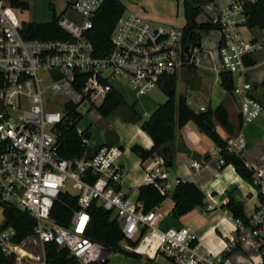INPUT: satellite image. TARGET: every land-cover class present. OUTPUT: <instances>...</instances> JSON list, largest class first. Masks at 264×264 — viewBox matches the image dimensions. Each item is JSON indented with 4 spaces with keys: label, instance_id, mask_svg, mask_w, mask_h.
<instances>
[{
    "label": "built area",
    "instance_id": "built-area-1",
    "mask_svg": "<svg viewBox=\"0 0 264 264\" xmlns=\"http://www.w3.org/2000/svg\"><path fill=\"white\" fill-rule=\"evenodd\" d=\"M64 1L65 9L76 16H57V24L68 38L31 40L21 35L16 10L0 0V252L13 259V264H53L47 260L46 248L54 245L78 264H106L114 252L86 234L88 209L95 203L111 212L125 240L139 239L136 247L126 248L147 258V264H155L157 257L167 264H233L223 256L203 252L188 228L156 229L154 210L144 213L142 204L122 190L119 148L101 146L89 155L88 140L82 137L86 149L80 158L61 155L60 128L72 124L68 105L79 115L81 110L97 111L110 92L120 93L116 86H127L138 98L145 97L179 69L200 66L201 47L184 44L181 30L125 11L110 34V50L97 57L87 32L103 0ZM216 20L220 24L221 71L233 75L230 94L239 106V131L225 150L244 159L243 129L264 112L245 79L244 59L261 44L236 32L245 22L236 1ZM218 161L224 164L222 158ZM193 167L198 169L200 164L193 163ZM141 168L145 185H152L163 196L178 184L161 157L141 162ZM253 170L257 194L264 197V165ZM68 181L78 190L72 195L77 197V209L69 225L62 226L50 213L59 195L68 193L64 191ZM212 208L207 206L208 211ZM8 211L34 222L31 232L20 240L16 229L6 225ZM248 221V226L236 221L237 243L264 237V202L259 201Z\"/></svg>",
    "mask_w": 264,
    "mask_h": 264
},
{
    "label": "crops",
    "instance_id": "crops-1",
    "mask_svg": "<svg viewBox=\"0 0 264 264\" xmlns=\"http://www.w3.org/2000/svg\"><path fill=\"white\" fill-rule=\"evenodd\" d=\"M20 1L26 3L28 9L25 11L21 9L15 10L20 11L22 15L26 14L27 20L25 22L49 23L50 4L53 6L56 16H64L69 13L65 9L66 4L64 0H61L60 6H57L56 1L52 2L51 0ZM182 1L122 0L126 11L138 13L153 24L166 27L177 25L179 13L183 18V23H185ZM235 1L237 0H213L210 3L202 5L201 13L196 21L198 23H205L209 20H216L222 11ZM74 18H76L75 15ZM236 32L245 39L261 44V48L257 49L250 56L253 65L247 67L245 77L252 86V96L261 103L264 98V29L249 30L244 25H239L236 28ZM201 34L203 33L201 32L200 36ZM219 41L220 34L218 32L213 42L205 41L206 47H203L200 43V66L188 69L198 73L200 79L204 77V82L209 89L212 83H214L227 96V99L215 100L213 106L211 105V100L207 104L201 101L199 105V108L204 107L205 109H215L219 105L225 108L228 114L230 130L224 129L216 121H213V123L218 135L227 143L239 131V106L237 99L224 91L219 83V73L221 72V63L218 55ZM199 69L202 71H199ZM191 81H193V77ZM185 100L189 106L191 102L186 98ZM178 101H176V104ZM125 102L128 107H132L133 111H135V106H132L135 100L130 102L125 100ZM140 102L142 105L148 107V111L142 114L146 119L155 111L159 104H162L150 101L148 98L141 99ZM199 108L198 112H200ZM84 130L86 129L82 131ZM243 133L247 143V148L244 152L246 165L253 169L263 167L264 112L252 123L245 126ZM87 144L89 155L93 154L101 146H115L120 149L119 163L123 170L122 190L126 195L135 199L137 189L145 185V183L141 168L142 161L131 151V148L139 146L144 150H149L153 145L150 137L140 129V123L130 118L111 117L110 123L106 126V132L102 133L100 139H90ZM169 147L174 153V163L170 168L171 179L193 183L205 195V200L202 207H197L176 219L171 216L173 202L170 198L172 192L169 193L168 198L160 206L153 209L157 217L155 221L156 229L166 231L169 229L188 228L196 235L203 252L210 253L213 256H223L233 264H261L264 255V237L257 238L255 241L237 243L236 221L232 219L228 212L221 208L227 202L229 196L243 204L244 213L249 219L256 211L259 203L257 190L244 181L236 173L232 165L219 163V158H222L220 150L210 138L200 133L192 122H188L180 129H176L174 140L169 144ZM193 163L200 164V168L195 169ZM208 205H212L213 207L209 211L207 210ZM237 244H239V250L235 249ZM120 247L129 253L132 252L126 248H131L126 243H120ZM260 247L262 251L259 250ZM159 258H156L155 264H167L160 262ZM138 259V264H147V258L140 256ZM106 264L132 263L126 257L123 258L121 255L116 254L112 255Z\"/></svg>",
    "mask_w": 264,
    "mask_h": 264
},
{
    "label": "trees",
    "instance_id": "trees-1",
    "mask_svg": "<svg viewBox=\"0 0 264 264\" xmlns=\"http://www.w3.org/2000/svg\"><path fill=\"white\" fill-rule=\"evenodd\" d=\"M213 0H183L182 11L185 24L181 30L184 44H192L201 47L200 33H209L211 31H219V21L209 20L205 23H198L197 17L201 13V6L212 2ZM13 9L27 10L28 5L20 0H8ZM241 5L242 14L245 22L244 26L249 29H264V0H237ZM53 17L49 23H33L21 22L20 33L25 39L38 40H55L67 39L68 35L61 30L57 24V16L54 14L53 6L50 5ZM126 11V7L122 0H103V3L92 19V28L87 32V37L93 45L94 54L97 57L104 56L109 50V37L119 19ZM244 63L247 67L253 65L251 57H245ZM193 68V67H190ZM219 82L221 88L227 93H231L234 87V77L228 72L221 71L219 73ZM160 89L166 96V101L159 104L155 111L145 120H141L132 109L128 107L122 94L117 91L109 93L106 101L101 105L97 112L107 118L116 112L119 108L128 107L133 114L135 122H140V129L146 133L152 140V147L144 150L139 146H133L131 151L141 159H147L157 156L164 160L165 166L170 169L174 163V153L169 144L174 140L176 129H180L186 123L192 122L198 131L206 135L220 150V156L224 160L225 165H232L236 173L247 183L252 185L256 190L259 186L255 184L254 170L246 166L243 158L226 152V141L222 140L216 132L213 121L218 122L224 129L230 130L228 122V114L222 105L215 109L207 108L204 112H194L186 103L185 98H180L176 104L175 91L176 80L175 75L162 79ZM261 104L264 107V98ZM67 108L72 112L70 114L71 125H64L60 128V147L61 155L65 159L80 158L85 152V145L82 144V137L89 139L87 130L78 133L76 129L77 123L81 119V115L74 112V107L68 105ZM258 200L264 202V197L258 192ZM168 195H161L152 185H143L137 189L136 201L140 202L143 212L148 213L154 208L160 206ZM173 206L171 216L179 218L189 211L202 207L204 205L205 195L201 190L191 182L178 180V184L174 188L170 196ZM235 221H240L243 225L248 226L249 221L244 213L243 204L235 201L228 196V200L221 206ZM77 209V197L68 193H61L54 202L50 216L62 226H68L72 212ZM90 215V223L86 234L96 242L101 243L114 253H123L131 257L140 258L135 253L127 252L120 247V243L124 242L131 248L138 245L139 239L136 241L125 240L121 232L117 220L112 217L111 212L97 207L92 203L88 209ZM6 225L13 226L17 231V240L31 232L34 224L29 217L14 211L6 212ZM144 234V229L141 235ZM239 250V244L235 247ZM262 251V248H259ZM47 260L53 264H78L77 261L69 257L66 250H58L54 245H48L46 248ZM0 264H13V259H6L0 252ZM264 264V255L262 263Z\"/></svg>",
    "mask_w": 264,
    "mask_h": 264
},
{
    "label": "rangeland",
    "instance_id": "rangeland-1",
    "mask_svg": "<svg viewBox=\"0 0 264 264\" xmlns=\"http://www.w3.org/2000/svg\"><path fill=\"white\" fill-rule=\"evenodd\" d=\"M4 1H7V0H4ZM51 1L52 2L56 1L57 6H60L61 4V0H51ZM16 14L18 16V19L21 22L22 21L25 22L27 20L25 13L22 15L20 11L16 10ZM52 17H53V13L50 10V21L52 20ZM64 17L69 18V19H72V18L74 19V14L69 12L65 14ZM184 24L185 23H183V18L181 17V14L179 13V15L177 16V25H175L174 28L178 30H182ZM217 35H218V31H213L207 34L206 33L201 34V45H203V47L204 46L206 47L205 41L208 40V41L213 42L214 39L217 37ZM199 71H202V70L199 69ZM192 77H193V81H191ZM175 80H176V91H175L176 101H178L179 98H186L188 101L191 102L189 107L196 112H198V108H199V105L201 104V101H204V103L207 104L209 100H211V105L213 106L215 103V100L219 101L222 99H227V96H225L223 92L219 89V87L216 86L214 83H212V86L209 89L207 84L204 82V77L200 79L198 76V73H196L194 70H189L188 68L179 69L176 73ZM116 88L120 91V93L122 94V96L124 97L126 101L130 102L132 100H135L134 105L132 106H135L134 112L137 115L141 116V120L146 119L142 114L143 112L148 111V107L145 105H142V103L140 102L141 99L148 98L150 101L160 102V103H163L166 101L165 94L159 88L154 89L147 96L141 97V98H138L134 94L132 89L127 86L125 87L116 86ZM81 116L82 117L80 121L76 125V129L77 131H80V133L83 129L88 130V133L90 136L88 140L90 139L95 140L98 138L100 139V137L102 136V133L106 132V126L110 123L111 117H122L124 119H129V118L133 119V114L132 112H130V108L128 107L119 108L116 112H114L112 115H110L107 118L101 117L98 114V112L95 110H91V111L81 110ZM137 123H140V122H137ZM255 177H256V174H255ZM64 191L68 192L70 195H76L78 192L77 189L73 188V183L70 181L67 182L66 187L64 188ZM2 221H3V216L0 210V224L2 223ZM116 254L121 255V257L123 258L126 257V259H128L132 264L139 263L138 258L131 257L123 253H113L112 255H116ZM159 261L167 263V261L163 259L162 257L159 258Z\"/></svg>",
    "mask_w": 264,
    "mask_h": 264
}]
</instances>
